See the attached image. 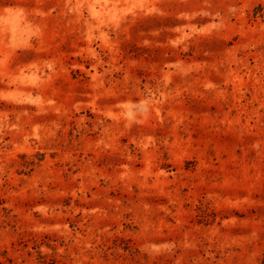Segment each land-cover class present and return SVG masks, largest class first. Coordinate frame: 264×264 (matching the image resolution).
I'll use <instances>...</instances> for the list:
<instances>
[{
    "label": "rangeland",
    "instance_id": "rangeland-1",
    "mask_svg": "<svg viewBox=\"0 0 264 264\" xmlns=\"http://www.w3.org/2000/svg\"><path fill=\"white\" fill-rule=\"evenodd\" d=\"M0 264H264V0H0Z\"/></svg>",
    "mask_w": 264,
    "mask_h": 264
}]
</instances>
